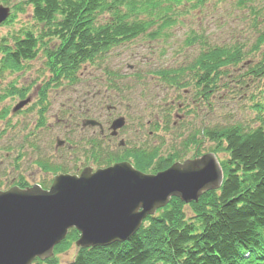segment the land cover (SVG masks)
I'll list each match as a JSON object with an SVG mask.
<instances>
[{
  "label": "trees",
  "instance_id": "1",
  "mask_svg": "<svg viewBox=\"0 0 264 264\" xmlns=\"http://www.w3.org/2000/svg\"><path fill=\"white\" fill-rule=\"evenodd\" d=\"M182 2L24 0L41 27L20 29L10 36V41L6 37L1 39L0 72L19 71L23 62L35 59L42 51L51 73L50 86H57L63 80L76 83L83 65L92 63L113 47L145 34L155 38L160 31L171 27L174 15L168 12ZM203 2L198 0L194 6ZM22 9L24 6L13 12ZM13 12L11 16H15ZM8 22L9 19L4 24ZM154 24L158 29L149 32ZM196 43L201 49L187 64L155 71L159 81L174 91L182 90L184 96L190 92L192 102L210 106L209 99L217 88L228 85L222 81L228 68L244 62L248 54H257L256 63L248 73L264 77V21L259 24L252 49L247 50L245 43H211L200 35L187 39L189 45ZM107 81L112 85L115 80L111 77ZM20 90L17 94L23 96ZM41 100L45 101V95ZM185 105L180 102L177 108ZM165 114L166 128L170 109ZM5 116L6 111L0 113V119ZM257 120L259 124L255 127L240 123L202 127L197 131L198 139L193 135L182 144L181 149L196 147L203 138L218 146L214 151L226 155L220 161L223 181L218 189L208 190L197 201L187 204L171 198L154 215H148L128 240L77 248L74 257L65 264H264V116L259 115ZM92 138L91 151L99 167L131 159L137 169L155 173L185 156V152L174 151L166 158L156 157L155 147L128 149L126 144L118 147V151L103 152L99 149L106 146L101 147L98 138ZM40 166L55 171L44 163ZM14 184L29 185L22 177ZM77 238L78 232L70 229L54 247V255ZM34 262L57 264L53 257Z\"/></svg>",
  "mask_w": 264,
  "mask_h": 264
},
{
  "label": "rangeland",
  "instance_id": "2",
  "mask_svg": "<svg viewBox=\"0 0 264 264\" xmlns=\"http://www.w3.org/2000/svg\"><path fill=\"white\" fill-rule=\"evenodd\" d=\"M197 1L183 0L169 11L174 15V24L160 31L159 36L141 35L83 65L76 83L63 80L57 86H50L51 73L42 51L35 59L23 62L19 71H1L0 113L6 111L7 116L0 119V190L16 185L21 177L29 185L38 183L47 188L59 169L79 173L84 166L98 168L90 142L92 137H97L94 133L97 129L90 126L81 129L84 117L97 119L104 127L105 120L116 116L125 118L116 139L98 140L101 147L106 146L99 149L103 152L118 151L117 144L123 140L128 149L157 148L156 157L166 158L174 151L185 152L176 161L211 152L221 167L220 161L226 155L214 151L218 146L207 139L199 136V145L188 149H181L182 144L193 135L198 139L197 131L202 127L259 124L258 116H264V77L248 73L256 63L254 55L257 54H248L244 62L228 68V74L222 79L228 85L217 88L209 99L210 106L192 102L190 92L184 96V91L166 86L155 71L187 64L198 54L201 47L197 43L187 44L192 36L200 35L218 44L245 43L247 50L252 49L259 24L264 21V0H204L194 6ZM0 5L8 6L12 12L24 6L21 11L13 12L15 16L8 23L0 25V41L5 37L10 41V36L20 29L41 27L24 0H0ZM157 29L154 24L148 31ZM111 77L115 80L112 85L107 81ZM25 96L30 102L12 112ZM180 102L186 105L178 109ZM44 104L47 108L43 109ZM169 109L170 120L165 128V110ZM57 138L67 139L73 146L56 147ZM128 161L132 163L131 159ZM41 163L56 172L43 169ZM184 207L190 212L188 206ZM76 252L77 246L72 242L52 257L57 264H65ZM34 261L31 264H36Z\"/></svg>",
  "mask_w": 264,
  "mask_h": 264
},
{
  "label": "water",
  "instance_id": "3",
  "mask_svg": "<svg viewBox=\"0 0 264 264\" xmlns=\"http://www.w3.org/2000/svg\"><path fill=\"white\" fill-rule=\"evenodd\" d=\"M8 14L9 8L0 5V23ZM28 101H20L13 111ZM95 124L93 119L83 122V126ZM124 124V117L115 118L111 135ZM222 181L218 160L208 152L156 173L120 161L96 170L86 166L78 175H56L48 189L34 184L0 190V264H31L51 257L71 228L79 232L78 247L126 241L172 197L184 203L197 201Z\"/></svg>",
  "mask_w": 264,
  "mask_h": 264
},
{
  "label": "flooded vegetation",
  "instance_id": "4",
  "mask_svg": "<svg viewBox=\"0 0 264 264\" xmlns=\"http://www.w3.org/2000/svg\"><path fill=\"white\" fill-rule=\"evenodd\" d=\"M109 109H111V108H109ZM111 120H105V122H104L106 124L105 127H104V125L101 122H100L101 127H98V126L97 127H93L95 129H97V132H94V133L97 134V136H98V138L100 140L104 139V140H107V141H112L115 138H117V136L116 137H111L110 136L109 125H110ZM81 129H84V128H81ZM63 141H64V143L62 145H67V147H69V148L73 146L71 141H69L67 139H63Z\"/></svg>",
  "mask_w": 264,
  "mask_h": 264
}]
</instances>
